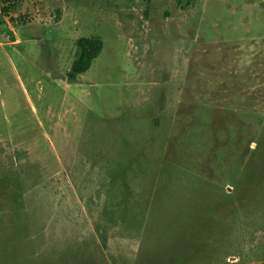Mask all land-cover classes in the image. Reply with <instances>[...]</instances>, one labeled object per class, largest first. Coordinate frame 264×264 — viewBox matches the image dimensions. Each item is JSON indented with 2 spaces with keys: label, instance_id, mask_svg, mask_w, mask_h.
<instances>
[{
  "label": "rangeland",
  "instance_id": "rangeland-1",
  "mask_svg": "<svg viewBox=\"0 0 264 264\" xmlns=\"http://www.w3.org/2000/svg\"><path fill=\"white\" fill-rule=\"evenodd\" d=\"M13 1L0 264H264V0Z\"/></svg>",
  "mask_w": 264,
  "mask_h": 264
},
{
  "label": "trees",
  "instance_id": "trees-1",
  "mask_svg": "<svg viewBox=\"0 0 264 264\" xmlns=\"http://www.w3.org/2000/svg\"><path fill=\"white\" fill-rule=\"evenodd\" d=\"M1 15L10 23L15 22L11 14L13 12V0H1ZM177 4L183 8L182 0H177ZM77 51L71 67L67 72V80L74 82L78 77L86 73L92 66L93 62L99 57L103 50L104 43L97 37H82L77 41Z\"/></svg>",
  "mask_w": 264,
  "mask_h": 264
},
{
  "label": "crops",
  "instance_id": "crops-1",
  "mask_svg": "<svg viewBox=\"0 0 264 264\" xmlns=\"http://www.w3.org/2000/svg\"><path fill=\"white\" fill-rule=\"evenodd\" d=\"M194 105H195V104H194ZM189 106H190V105H184V107H183L182 110L178 113V115L174 117L175 120H176L179 116H181V115H187V114H189V113L192 111L191 108H189ZM201 106H202V105H201ZM198 108H201L200 105H198ZM177 122H178V120H177ZM181 129H182V130L185 129V128H184V125H181ZM175 130L177 131V126L175 127ZM237 153H238V151H237Z\"/></svg>",
  "mask_w": 264,
  "mask_h": 264
}]
</instances>
